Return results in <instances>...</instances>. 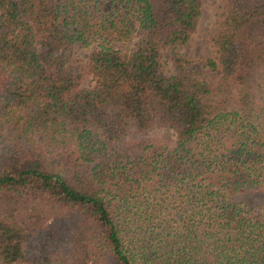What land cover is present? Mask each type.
Here are the masks:
<instances>
[{
  "label": "trees",
  "instance_id": "1",
  "mask_svg": "<svg viewBox=\"0 0 264 264\" xmlns=\"http://www.w3.org/2000/svg\"><path fill=\"white\" fill-rule=\"evenodd\" d=\"M201 1L0 0V264H264V0H221L211 87Z\"/></svg>",
  "mask_w": 264,
  "mask_h": 264
},
{
  "label": "rangeland",
  "instance_id": "2",
  "mask_svg": "<svg viewBox=\"0 0 264 264\" xmlns=\"http://www.w3.org/2000/svg\"><path fill=\"white\" fill-rule=\"evenodd\" d=\"M220 5L221 0L201 1V13L197 20L195 30L189 38L188 45L182 47L187 52L190 60L187 70L196 72L199 77L205 78L210 87L215 85L220 74L219 67L210 69L205 64L206 58L214 55V48L210 42V34L215 30V20ZM129 45L130 41H127L121 43L120 47L127 49ZM89 48L91 47H83L75 44L71 47L66 57L69 59V62L80 64L84 61ZM163 56L167 58V50H163ZM90 83V74L86 73L81 80V86H87ZM158 132L157 130L152 131L153 134H157ZM233 198L241 201L247 208L260 211L258 203L264 200V189L237 192L233 195Z\"/></svg>",
  "mask_w": 264,
  "mask_h": 264
}]
</instances>
